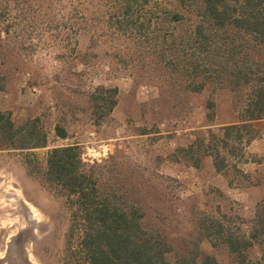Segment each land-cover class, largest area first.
I'll return each mask as SVG.
<instances>
[{
  "label": "rangeland",
  "instance_id": "rangeland-1",
  "mask_svg": "<svg viewBox=\"0 0 264 264\" xmlns=\"http://www.w3.org/2000/svg\"><path fill=\"white\" fill-rule=\"evenodd\" d=\"M10 3L0 110L18 126L38 118L48 142L31 150L0 146V264L81 261L71 202L47 176L50 150L70 144L79 145L85 162L104 164L105 185L144 209L145 228L167 235L172 261L196 250L238 264L223 240L252 231L264 198V119L246 133L243 159L222 151L230 162L223 172L204 147L247 114L253 84L224 81L218 47L197 43L187 12L174 21L153 10L155 0L139 12V21L153 18L145 32L116 26V0ZM258 59L264 71V57ZM200 82L203 89L194 90ZM106 89H117L113 109ZM193 142L192 155L181 151ZM212 222L222 231H207ZM247 253L254 260L262 250L256 244Z\"/></svg>",
  "mask_w": 264,
  "mask_h": 264
},
{
  "label": "trees",
  "instance_id": "trees-1",
  "mask_svg": "<svg viewBox=\"0 0 264 264\" xmlns=\"http://www.w3.org/2000/svg\"><path fill=\"white\" fill-rule=\"evenodd\" d=\"M116 1L117 27L144 31L146 23L151 25L152 15L148 17L149 22L139 21V12L149 7L152 0ZM161 1L155 0L158 5L153 10L159 12L161 9L177 22L182 21L187 12L191 20V36L197 43L203 47H218L224 81L232 86L241 83L254 86L245 107L247 114L242 115L238 122L226 125L222 137L212 133V140L204 147L205 154L213 156L216 170L223 172L230 162L222 151L227 150L243 159L251 142L250 137H245L246 133H253L254 121L264 119V71L258 59L264 57V0H173L174 8L163 7ZM10 2L0 0V53L6 49L8 40L3 38V34L9 35L12 28L7 18ZM175 39L180 38L176 36ZM201 50L198 52L202 53ZM4 77L0 76V80ZM204 84H195L194 90L200 91ZM3 88L0 84V89ZM106 91L110 94L108 107L113 109L117 89ZM38 121L37 118L18 126L10 111L0 110V146L29 150L46 146L48 135L40 129ZM57 132L61 137L67 135L59 126ZM195 146L193 142L181 151L192 155ZM194 162L199 165L198 160ZM47 163L48 178L62 186L71 202L75 216L72 230L78 237L81 255L79 264H224L216 256L196 250L183 252L172 261L169 255L173 246L167 235L158 229L144 227L141 222L144 209L128 203L121 188L105 185L104 174L100 172L104 164L97 160L92 164L85 162L78 144L52 148ZM221 228V224L215 222L205 227L207 231L218 229L220 232ZM209 233L205 237L210 238ZM223 242L229 246L238 264H264V198L257 204L252 231L249 234H229ZM213 243L216 245L217 242ZM256 244L261 247L262 255L253 260L247 251Z\"/></svg>",
  "mask_w": 264,
  "mask_h": 264
},
{
  "label": "bare ground",
  "instance_id": "bare-ground-1",
  "mask_svg": "<svg viewBox=\"0 0 264 264\" xmlns=\"http://www.w3.org/2000/svg\"><path fill=\"white\" fill-rule=\"evenodd\" d=\"M25 203H26V205H28V207L29 206H32L29 202H27L26 200L24 201ZM31 208V207H30ZM33 211V210H32Z\"/></svg>",
  "mask_w": 264,
  "mask_h": 264
},
{
  "label": "crops",
  "instance_id": "crops-1",
  "mask_svg": "<svg viewBox=\"0 0 264 264\" xmlns=\"http://www.w3.org/2000/svg\"><path fill=\"white\" fill-rule=\"evenodd\" d=\"M260 120H262V119H260Z\"/></svg>",
  "mask_w": 264,
  "mask_h": 264
}]
</instances>
